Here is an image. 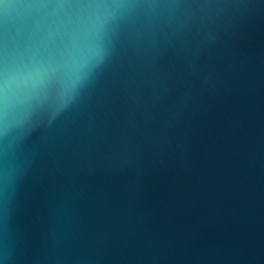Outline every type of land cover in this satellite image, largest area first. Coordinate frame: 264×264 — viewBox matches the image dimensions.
<instances>
[{
    "label": "water",
    "instance_id": "obj_1",
    "mask_svg": "<svg viewBox=\"0 0 264 264\" xmlns=\"http://www.w3.org/2000/svg\"><path fill=\"white\" fill-rule=\"evenodd\" d=\"M0 264H264V0H0Z\"/></svg>",
    "mask_w": 264,
    "mask_h": 264
}]
</instances>
